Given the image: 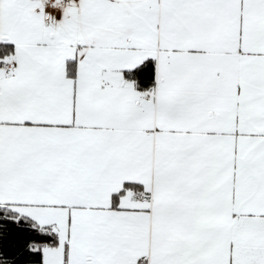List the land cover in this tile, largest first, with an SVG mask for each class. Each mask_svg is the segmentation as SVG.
Here are the masks:
<instances>
[{"label": "snow or ice", "instance_id": "6c2138e0", "mask_svg": "<svg viewBox=\"0 0 264 264\" xmlns=\"http://www.w3.org/2000/svg\"><path fill=\"white\" fill-rule=\"evenodd\" d=\"M0 45V264H264V0H0Z\"/></svg>", "mask_w": 264, "mask_h": 264}, {"label": "trees", "instance_id": "16d2710c", "mask_svg": "<svg viewBox=\"0 0 264 264\" xmlns=\"http://www.w3.org/2000/svg\"><path fill=\"white\" fill-rule=\"evenodd\" d=\"M11 50H12L11 45H2V46H0V55H4V54H6L7 51H11Z\"/></svg>", "mask_w": 264, "mask_h": 264}, {"label": "rangeland", "instance_id": "374dc122", "mask_svg": "<svg viewBox=\"0 0 264 264\" xmlns=\"http://www.w3.org/2000/svg\"><path fill=\"white\" fill-rule=\"evenodd\" d=\"M49 11H51V12H55V10H54V9H51V10L49 9ZM57 18H58V16H57Z\"/></svg>", "mask_w": 264, "mask_h": 264}, {"label": "built area", "instance_id": "2783aa9c", "mask_svg": "<svg viewBox=\"0 0 264 264\" xmlns=\"http://www.w3.org/2000/svg\"><path fill=\"white\" fill-rule=\"evenodd\" d=\"M49 10V9H48ZM51 10V9H50Z\"/></svg>", "mask_w": 264, "mask_h": 264}, {"label": "crops", "instance_id": "0c3cea01", "mask_svg": "<svg viewBox=\"0 0 264 264\" xmlns=\"http://www.w3.org/2000/svg\"><path fill=\"white\" fill-rule=\"evenodd\" d=\"M0 46H2V45H0Z\"/></svg>", "mask_w": 264, "mask_h": 264}]
</instances>
